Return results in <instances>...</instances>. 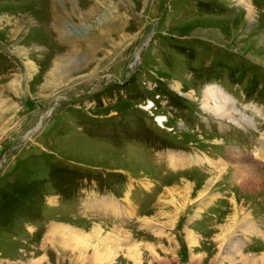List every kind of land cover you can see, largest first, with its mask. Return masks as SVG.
<instances>
[{
  "label": "rangeland",
  "instance_id": "obj_1",
  "mask_svg": "<svg viewBox=\"0 0 264 264\" xmlns=\"http://www.w3.org/2000/svg\"><path fill=\"white\" fill-rule=\"evenodd\" d=\"M263 134L264 0H0V264H95L55 227L114 221L143 264H264Z\"/></svg>",
  "mask_w": 264,
  "mask_h": 264
},
{
  "label": "crops",
  "instance_id": "obj_2",
  "mask_svg": "<svg viewBox=\"0 0 264 264\" xmlns=\"http://www.w3.org/2000/svg\"><path fill=\"white\" fill-rule=\"evenodd\" d=\"M24 67L28 71V68L25 64H24ZM30 69H29V71H30ZM113 200H115L117 203L114 202L112 206H109V204L112 203ZM96 201L102 204L100 209H103V207H104V209H110L111 212H108V214H110L111 216L114 217L113 220L115 218H117L119 220H124V221L128 220L131 218V216H133L135 214V211H136V209H135L136 206L134 205V203L131 200H130V202L133 204L132 205L133 215H131V211H130V214L126 213L127 217H125V215L122 213V211H119L118 209L114 208V206L119 205L118 207H120V208L122 207L123 210L126 209V208H124L125 205L122 203L120 204L115 197H112V199H110L109 201L106 199H102V200L99 199ZM132 207H131V209H132ZM105 213H106V211H105ZM123 217H124V219H123ZM242 222H244V219L242 220ZM95 225H98V224H95ZM99 226H101V225H99ZM56 227H59L61 229V230H59V228H58V230H57L58 232H56V234L54 232L56 237L58 235V236H60L61 239L62 238L63 239H65V238L70 239L69 244H71L76 249L78 246L80 248L82 247L79 251L80 255H78L82 260L89 258L95 264H104V263L105 264H111L113 262L112 260L117 256L116 254H120L119 255L120 258L121 257L124 258V256H122L121 254L125 253V257L128 260H132V264H135V262L137 263V261L140 259L142 260V264H143L142 255L139 252V249L141 248L140 247L141 244H136V242H133L134 239H132V236H130L128 239H121V237H119V238L115 237L114 234L109 233V236H108L107 232L106 233L99 232V231L97 232V230H95V228L92 227L93 233L96 235V237L98 236L96 242L92 244V242H90V239H86V237L83 238L84 235L82 236L80 234H77L72 229H68L67 227H65V225L60 224L59 226H56ZM101 227H102V229H105V230L114 229L115 231L121 232L122 234L130 233L127 229L123 228V226H121L120 223H117L115 221L113 222L112 228H107L104 226H101ZM185 229L192 231V233L195 234L192 229H189V228H185ZM69 230L71 232H69ZM246 233L252 234L248 229H246ZM110 235H112V236H110ZM243 237H244V235H243ZM245 238H243V239L245 240ZM65 240L68 241L67 239H65ZM248 246L249 247H251V246L255 247L253 244H250V243ZM90 247L92 249V252H91V254H88L87 250ZM158 248H160V250H162V251H163V249H167V248H164L162 246L161 247L158 246ZM238 248H237V250H239ZM77 251H78V249H77ZM228 252H229L228 254H233L230 252V250H228ZM82 260H80V261H82ZM82 262H84V261H82ZM115 264H120V263L118 262Z\"/></svg>",
  "mask_w": 264,
  "mask_h": 264
},
{
  "label": "bare ground",
  "instance_id": "obj_3",
  "mask_svg": "<svg viewBox=\"0 0 264 264\" xmlns=\"http://www.w3.org/2000/svg\"><path fill=\"white\" fill-rule=\"evenodd\" d=\"M248 11H250L249 9H248ZM28 66L27 67H30V64H27ZM212 94V96L214 97V99L216 98L217 100H218V102L219 103H221V102H226L227 104H229V103H231V99L230 98H228L227 97V95L225 94V93H222L221 91H217V90H215V91H213V92H211ZM203 102L205 103V105L206 106H208V108H209V100L208 99H206V98H203ZM215 102V101H214ZM217 102V101H216ZM217 102V103H218ZM222 105H224V104H222ZM220 106V105H219ZM215 107H217L216 105H215ZM211 108L212 109H215V110H217V108H214L212 105H211ZM222 110V111H221ZM218 112L219 113H217V114H219V116L218 117H220V118H227V119H230V121H234V117H232V114H228V112H225V109H221L220 107L218 108ZM239 126H241V125H239ZM243 127V126H242ZM263 137V139H264V134L262 135ZM262 139V140H263ZM264 141V140H263ZM253 156L254 157H257V158H259V159H261V160H264V149L262 148H256L254 151H253ZM169 163L173 166V167H175V168H177V167H183V166H186V165H189V164H191L192 163V159L190 160V158L188 159V158H186V157H184V156H180V155H170L169 156ZM209 163H211V164H213L214 166H218L217 164H214V163H212V160H209ZM245 168V167H244ZM242 170H244V169H242ZM241 171V170H240ZM247 171V170H246ZM245 172V171H244ZM241 173V172H240ZM253 173V172H252ZM251 174V173H250ZM240 177V179L241 180H243V175L242 176H239ZM254 178V177H253ZM250 181V180H249ZM245 182H246V180H245ZM242 183V182H241ZM176 201V200H175ZM173 203V202H172ZM175 207V206H174ZM177 207V206H176ZM182 207V206H181ZM247 214V213H246ZM248 215V214H247ZM245 220H247V219H245ZM248 222V221H247ZM150 225H156V224H154V223H150ZM58 228L59 227H56L55 228V230L57 231L58 230ZM238 228H239V226H238ZM59 230H61L60 228H59ZM114 230V229H113ZM250 230H253V229H250ZM249 230V231H250ZM255 230V229H254ZM105 231V230H104ZM115 231V230H114ZM61 232V231H60ZM257 232V231H256ZM66 233V232H65ZM109 233L110 232H108V236H109ZM253 233V232H252ZM110 234H114V236L115 237H117V238H119V237H121V239H128L130 236H131V234L130 233H127V234H122L121 232H116L115 231V233H110ZM76 235V234H75ZM110 236H112V235H110ZM78 237V236H77ZM185 238H187L188 240V242H190V243H193V244H195L197 241H196V235H194L193 233H192V231H189V230H186L185 229ZM186 241V240H185ZM85 247V246H84ZM82 248V247H81ZM80 248V249H81ZM231 255V254H230ZM238 257H241L240 258V260L242 261V263H244V264H247V263H249V261L246 259V258H243L242 256H244V252H239V253H237L236 254ZM235 255V256H236ZM237 259V258H236ZM231 260H233V258L231 259Z\"/></svg>",
  "mask_w": 264,
  "mask_h": 264
}]
</instances>
